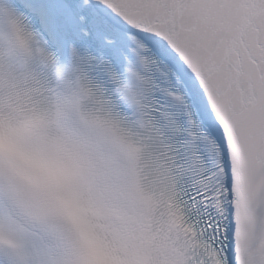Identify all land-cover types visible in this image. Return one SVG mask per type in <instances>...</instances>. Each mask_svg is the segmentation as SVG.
<instances>
[{
    "label": "snow or ice",
    "instance_id": "snow-or-ice-1",
    "mask_svg": "<svg viewBox=\"0 0 264 264\" xmlns=\"http://www.w3.org/2000/svg\"><path fill=\"white\" fill-rule=\"evenodd\" d=\"M0 264H264V0H0Z\"/></svg>",
    "mask_w": 264,
    "mask_h": 264
}]
</instances>
